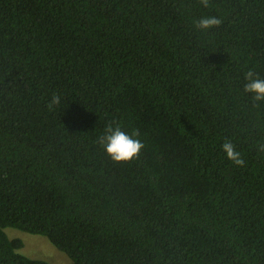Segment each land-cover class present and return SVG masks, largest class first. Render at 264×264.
<instances>
[{"label": "trees", "instance_id": "trees-1", "mask_svg": "<svg viewBox=\"0 0 264 264\" xmlns=\"http://www.w3.org/2000/svg\"><path fill=\"white\" fill-rule=\"evenodd\" d=\"M249 69L264 78V0H0V264H48L6 229L70 264H264ZM110 122L138 158L97 143Z\"/></svg>", "mask_w": 264, "mask_h": 264}, {"label": "clouds", "instance_id": "clouds-1", "mask_svg": "<svg viewBox=\"0 0 264 264\" xmlns=\"http://www.w3.org/2000/svg\"><path fill=\"white\" fill-rule=\"evenodd\" d=\"M203 7L210 6V0H200ZM222 23L221 19L215 16L202 17L195 21V27L200 30H207L213 27H218ZM244 92L252 94L254 101H264V78H260L257 73L249 69L245 73ZM61 103L60 95H53L48 107L51 109ZM115 125V126H114ZM139 131L134 129L131 134L126 133L121 129L120 124L110 122L106 125L104 133L97 139V143L104 148L106 154L114 162H129L139 157L140 151L144 148V143L138 139ZM222 150L226 157L236 166L243 167L244 159L231 141H225L222 144ZM257 150L264 152V144H259Z\"/></svg>", "mask_w": 264, "mask_h": 264}, {"label": "rangeland", "instance_id": "rangeland-1", "mask_svg": "<svg viewBox=\"0 0 264 264\" xmlns=\"http://www.w3.org/2000/svg\"><path fill=\"white\" fill-rule=\"evenodd\" d=\"M10 239H20L23 247L20 253L31 258L46 261L48 264H70L68 257L56 250L49 241L41 236L23 233L16 229H6Z\"/></svg>", "mask_w": 264, "mask_h": 264}]
</instances>
